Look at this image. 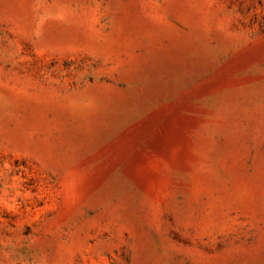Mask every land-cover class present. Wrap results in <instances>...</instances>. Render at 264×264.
<instances>
[{"label": "rangeland", "instance_id": "obj_1", "mask_svg": "<svg viewBox=\"0 0 264 264\" xmlns=\"http://www.w3.org/2000/svg\"><path fill=\"white\" fill-rule=\"evenodd\" d=\"M0 264H264V0H0Z\"/></svg>", "mask_w": 264, "mask_h": 264}]
</instances>
